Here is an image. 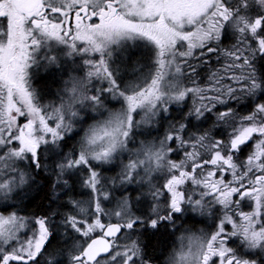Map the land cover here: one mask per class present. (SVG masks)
<instances>
[{"label": "snow or ice", "instance_id": "6c2138e0", "mask_svg": "<svg viewBox=\"0 0 264 264\" xmlns=\"http://www.w3.org/2000/svg\"><path fill=\"white\" fill-rule=\"evenodd\" d=\"M261 62L264 0H0V264H152L149 230L164 264H264ZM40 177L51 206L23 215Z\"/></svg>", "mask_w": 264, "mask_h": 264}, {"label": "trees", "instance_id": "16d2710c", "mask_svg": "<svg viewBox=\"0 0 264 264\" xmlns=\"http://www.w3.org/2000/svg\"><path fill=\"white\" fill-rule=\"evenodd\" d=\"M139 51V50H137ZM143 51H146L143 50ZM262 63V62H261ZM67 67V65H65ZM260 67V64L257 65ZM62 78L66 79L67 76H63L62 73H56L55 75L50 74L49 72L45 71L44 69H40V74L37 77L35 84L38 89H43L44 93L45 90L53 91L54 94H57L60 88L62 87ZM45 102L54 101L51 100L50 95L45 94L44 96ZM235 110V107L232 106ZM171 115L175 117V111L171 112ZM159 135H163V131H158ZM143 139V137H140ZM251 143V142H250ZM76 145V140L70 139L67 141V147H65V151H71L72 148ZM245 149H251V147H247ZM108 175H114V173H107ZM51 182L45 180L43 177L39 178V184L36 188L33 189L30 197L23 201L21 204V213L23 215L34 217L43 215L46 211L49 210L51 206ZM84 199L86 197H78ZM155 235L157 237L155 238ZM164 235L160 232L153 234L152 232H148L145 235V241L149 243V251L152 252L153 249L157 248L164 240ZM161 241V242H160ZM153 248V249H152ZM153 253V252H152Z\"/></svg>", "mask_w": 264, "mask_h": 264}, {"label": "rangeland", "instance_id": "374dc122", "mask_svg": "<svg viewBox=\"0 0 264 264\" xmlns=\"http://www.w3.org/2000/svg\"><path fill=\"white\" fill-rule=\"evenodd\" d=\"M233 44V43H232ZM232 44H229V43H224V42H222V47L223 48H230L231 47V45ZM147 51V50H146ZM224 62V58L223 57H221V61H220V63H217L216 62V60H215V58H213V61H212V65H211V67L213 68V69H216V68H219V67H221V64ZM262 63H264V62H262ZM207 76V72L206 71H204V70H201V75L199 76V77H197V79L200 81V83L203 85V84H205L206 83V80L204 79L205 77ZM67 79V78H66ZM45 94H47V95H50V97H51V100H54L55 101V99H56V94H54V92L53 91H46L45 90ZM232 106H236L235 107V110H234V116L233 117H230L229 118V120H228V122L227 123H221V124H217L216 122H215V119H214V117L212 118V119H209V120H206V121H204L203 122V125H202V127H203V130L204 131H211V133H212V135L214 136V137H219V136H225V138H226V134L227 133H230L231 131H232V127H233V125L234 124H238L239 123V120H240V117H242L243 115H245V114H247L248 113V111H249V107L247 106V101L245 100V101H242V102H240V103H236V102H233L232 103ZM225 106H223V105H218V108H220L221 110H223V108H224ZM214 112H215V110H214ZM179 111L177 110V111H175V116H179ZM165 128L167 127V125L165 124V126H164ZM157 130L158 131H163V129L162 128H160V126L159 125H157ZM252 149V148H251ZM252 151V150H251ZM172 158H174V159H178L179 158V156L177 155V154H173V157ZM245 158H240L239 157V160H238V163L240 162V161H243ZM244 210V209H243ZM250 210V209H249ZM245 211H248V210H245Z\"/></svg>", "mask_w": 264, "mask_h": 264}, {"label": "flooded vegetation", "instance_id": "af4514ba", "mask_svg": "<svg viewBox=\"0 0 264 264\" xmlns=\"http://www.w3.org/2000/svg\"><path fill=\"white\" fill-rule=\"evenodd\" d=\"M224 43H229L232 44L235 42L234 38L232 39H228L223 41ZM252 149H245L243 153L240 154V158H246V156L251 152ZM244 210H249L250 208L243 206ZM202 219V218H201ZM210 222V221H209ZM182 222L181 221H177V226H179ZM195 227L198 228H205L206 225L205 224H198L195 225ZM171 230H169L170 232ZM149 232H152L151 230H149ZM169 232H165L163 230H161V234L164 235V240L161 244L159 245L157 248L153 249L152 252L149 251V243H147L144 239L145 236L143 237V242L145 244H147V251L149 256L152 259V264H164V260L166 259L167 253L175 246V237L170 235ZM157 233V232H156ZM178 235V233H177ZM157 237V235H155V238ZM161 242V241H160Z\"/></svg>", "mask_w": 264, "mask_h": 264}]
</instances>
